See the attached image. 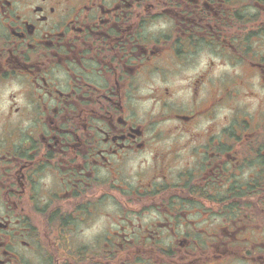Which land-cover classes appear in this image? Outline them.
Instances as JSON below:
<instances>
[{"label":"flooded vegetation","instance_id":"1","mask_svg":"<svg viewBox=\"0 0 264 264\" xmlns=\"http://www.w3.org/2000/svg\"><path fill=\"white\" fill-rule=\"evenodd\" d=\"M0 264H264V0H0Z\"/></svg>","mask_w":264,"mask_h":264}]
</instances>
